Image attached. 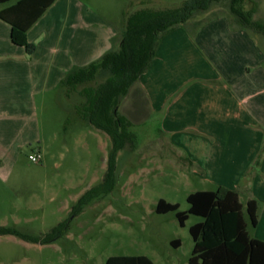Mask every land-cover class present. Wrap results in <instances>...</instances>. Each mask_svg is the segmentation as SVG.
<instances>
[{
  "label": "rangeland",
  "instance_id": "obj_1",
  "mask_svg": "<svg viewBox=\"0 0 264 264\" xmlns=\"http://www.w3.org/2000/svg\"><path fill=\"white\" fill-rule=\"evenodd\" d=\"M181 1L78 0L84 26L100 36V54L92 62L118 47L127 16ZM245 7L260 27L255 32L220 12L194 34L179 26L163 35L165 42L140 76L145 86L170 85L172 92H165L160 110L149 114L138 79L120 98L116 112L125 141L116 155L114 187L79 212L76 201L107 169L111 140L82 116L108 71L97 70L74 89L32 93L21 76L17 89L8 88L12 62L0 58V226L39 237L31 242L0 235V264H106L123 255L188 264L189 227L202 218L189 214L180 226L174 211L156 213L155 206L162 198L187 211L188 194L219 186L239 194L249 235L264 241V0H249ZM221 8L226 4L213 10ZM59 16L51 13L50 26L43 23L40 29L54 26ZM235 80L244 86L238 95L231 93ZM183 96L193 103L233 99L243 119L238 126L222 125L205 119L199 107L184 114L174 103ZM37 152L40 160L31 161ZM248 199L257 202L256 226L245 211ZM60 222L67 229L49 234ZM46 235L54 239L43 243ZM175 239L178 247L171 244Z\"/></svg>",
  "mask_w": 264,
  "mask_h": 264
},
{
  "label": "trees",
  "instance_id": "obj_2",
  "mask_svg": "<svg viewBox=\"0 0 264 264\" xmlns=\"http://www.w3.org/2000/svg\"><path fill=\"white\" fill-rule=\"evenodd\" d=\"M11 0H0V5ZM54 0H18L0 10V19L10 25L9 38L32 54L35 45L28 42L27 30L43 14ZM249 0H183L178 5L161 11L140 12L127 16L124 30L116 49L106 51L98 61L83 67L71 68L61 80L59 90L74 89L79 82L89 81L100 69L107 70L109 77L95 90L88 102L87 112L82 116L94 128L105 132L111 147L107 158V169L102 181L86 190L76 201L77 212L93 198L107 194L114 187L116 155L123 148L124 125L117 115L120 98L139 76L147 70L155 50L164 34L182 26L190 34L225 12L233 17V24L253 32L260 29L252 20V11L245 4ZM218 4H226V10H213ZM83 112V111H81ZM187 211H180L178 203L159 199L156 213L174 211L180 226H184L189 214L199 216L201 221L189 227L193 241L188 264H264V241L253 238L247 231L243 205L236 191L225 186L215 190H197L187 195ZM257 203L246 202L245 211L252 226L257 224ZM60 222L49 234L67 229ZM0 235H13L26 241L37 242L39 237L28 236L12 226H0ZM57 236V235H55ZM46 235L42 242L53 240ZM171 244L178 247V239ZM106 264H154L148 257L111 256Z\"/></svg>",
  "mask_w": 264,
  "mask_h": 264
},
{
  "label": "crops",
  "instance_id": "obj_3",
  "mask_svg": "<svg viewBox=\"0 0 264 264\" xmlns=\"http://www.w3.org/2000/svg\"><path fill=\"white\" fill-rule=\"evenodd\" d=\"M17 1L11 0L1 4L0 10ZM83 10L78 0H54L27 30L28 42L35 45V50L30 55L27 54L23 47L16 46L10 41V25L0 19V58H8L12 62H8L12 64V67H8V78L12 77L10 83L7 85L10 90L18 88L17 79L20 76L23 77V81L27 83L28 89L32 93L55 89L59 87L61 80L71 68L85 66L99 56L100 51L98 50L100 45L98 44L100 36L95 33L93 28L84 26ZM51 13H60V19L58 20L59 22H55L54 26L49 27L51 23L47 21V18ZM43 23H47L49 26L44 25V28L40 29ZM208 24L209 22L203 25V29ZM56 25L59 27V30L49 29L53 27L57 28ZM179 29L176 27L170 33ZM85 38L87 41L86 45L84 43ZM165 40L166 38L160 40L157 52ZM68 46L71 48L68 49ZM141 78V76L138 78L137 83L145 100L147 114L156 110L159 111L163 94L165 92H172L173 86H155L151 88L150 86H145ZM243 91V84L235 80L231 86V93L238 95V93L241 94ZM183 98L184 96L182 100H177L174 103L181 105V109L185 110L184 114L193 108L199 107L198 113H203L205 119H209V121H211L210 118L215 119L222 125H231L235 122L238 126V120L243 119V110L233 99L208 103H193L192 101H188V99L183 100ZM235 128L237 129V127ZM238 137L235 134L236 140ZM229 189L232 190V188Z\"/></svg>",
  "mask_w": 264,
  "mask_h": 264
},
{
  "label": "built area",
  "instance_id": "obj_4",
  "mask_svg": "<svg viewBox=\"0 0 264 264\" xmlns=\"http://www.w3.org/2000/svg\"><path fill=\"white\" fill-rule=\"evenodd\" d=\"M40 158H41V156H40L39 152H37V153H35V154L29 156V159H30L31 161H36V162L39 161Z\"/></svg>",
  "mask_w": 264,
  "mask_h": 264
}]
</instances>
